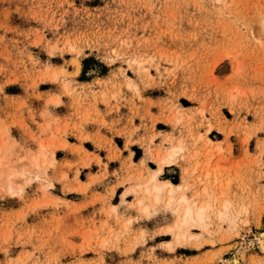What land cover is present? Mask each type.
<instances>
[{
    "label": "rangeland",
    "instance_id": "374dc122",
    "mask_svg": "<svg viewBox=\"0 0 264 264\" xmlns=\"http://www.w3.org/2000/svg\"><path fill=\"white\" fill-rule=\"evenodd\" d=\"M263 230L264 0H0V264H264Z\"/></svg>",
    "mask_w": 264,
    "mask_h": 264
},
{
    "label": "crops",
    "instance_id": "0c3cea01",
    "mask_svg": "<svg viewBox=\"0 0 264 264\" xmlns=\"http://www.w3.org/2000/svg\"><path fill=\"white\" fill-rule=\"evenodd\" d=\"M100 106V105H99ZM100 109L104 112L105 110H106V108L104 107V106H100ZM51 110L57 115V116H60V117H62V116H64V115H67L70 111L68 110V109H66V108H64V107H62V106H60V107H58V108H52L51 107ZM115 120L116 119V116H113V115H109V116H107V120L110 122V121H112V120ZM100 126H98V125H89L88 126V128L91 130V131H95L97 128H99ZM118 127V125H116V128ZM100 132L102 133V134H105L106 136H110V135H112V132L111 131H109L108 129H106V128H104V127H100ZM116 135V134H115ZM114 135V141H115V143L118 145V143L116 142V140L119 138L120 139V136H115ZM122 140H123V138H121ZM70 142H72V141H70ZM73 142H75V141H73ZM84 146L86 147V145H85V143H84ZM119 146V145H118ZM120 147V146H119ZM87 148V147H86ZM88 149V148H87ZM120 149L122 150V149H124V148H122V147H120ZM89 151L91 150V149H88ZM132 150H133V148H132ZM134 152V151H133ZM100 153V155L104 158L106 155H107V153L105 152V151H100L99 152ZM125 155H127V153H124ZM134 157H135V153L131 156V158H132V160H133V162L134 163H138V161H136L135 159H134ZM110 163V171L112 172V168L113 167H111L112 166V161L111 162H109ZM169 167H172V166H168V167H166L165 168V171L166 170H168L169 169ZM94 172H96V171H94ZM107 180V179H106ZM82 181H86V179H84V180H82ZM117 182V179L116 178H114V177H111V181H110V184H105V183H103V184H95V185H90L89 186V189L90 190H92L94 187H98L99 188V193H101V194H105L106 193V189H105V187L108 185V186H111V185H115L114 183H116ZM131 184H117V186H116V188H115V191H114V193H113V201H112V204H117V205H121V207H122V204H118V202L120 201V196H121V194L130 186ZM54 189L57 191L58 190V193H56V192H54V190H52L51 191V193L52 194H54V195H58V196H63V195H61V193H63V191H62V189H63V185L62 184H54ZM61 193H60V192ZM64 194V193H63ZM70 194H75L74 192H69V193H66V195H70ZM90 198H91V196L89 195V193L87 194V195H80V194H76V196L74 197V198H67L68 200H71V201H73L74 203H87V206H86V208L82 211V214L83 215H87V216H91L92 214H93V212H94V209L93 208H95V206L96 207H98V208H100L101 206H102V203H101V201L100 202H97L95 205L94 204H92V202H91V200H90ZM132 198H133V194L132 193H129V194H127L126 196H125V200L127 201V202H130L131 200H132ZM112 200V199H111ZM124 206V205H123ZM121 207H120V209H121Z\"/></svg>",
    "mask_w": 264,
    "mask_h": 264
},
{
    "label": "bare ground",
    "instance_id": "6f19581e",
    "mask_svg": "<svg viewBox=\"0 0 264 264\" xmlns=\"http://www.w3.org/2000/svg\"><path fill=\"white\" fill-rule=\"evenodd\" d=\"M181 149V147L179 146H175L173 147L171 150H169L166 154H164L163 156H161L160 158V167L156 170H154L152 173H151V176H150V179H149V182L146 184V188L145 191L146 194H148V196H153L154 199L156 201H158L160 199V194H161V191L164 189V188H168L169 189V192L170 193H173L175 192V189L176 188H179L180 186L179 185H176V187L171 184L170 182H163L161 183L159 180H158V176L160 173H162L163 171V165L164 164H167L168 162L170 163V161L173 159V157L179 152V150ZM44 152V151H43ZM168 163V164H169ZM13 175V172L8 174V178H11V176ZM145 178V177H144ZM165 190V189H164ZM167 192V191H166ZM163 193V192H162ZM176 193V192H175ZM174 193V194H175ZM145 194V195H146ZM167 194V193H166ZM173 194V195H174ZM169 195V194H168ZM163 196V195H162ZM162 199V197H161ZM163 200V199H162ZM181 200L182 201H185L187 202V198L185 195H183L181 197ZM160 202V201H159ZM179 203V202H178ZM181 203V202H180ZM183 203V202H182ZM190 203V202H189ZM216 204V203H215ZM144 205V204H143ZM226 205V204H225ZM228 205V204H227ZM182 206V205H181ZM214 206V205H213ZM184 207V206H183ZM183 207H180V208H183ZM209 208V205L208 204H205V203H202L200 205H197V206H193L191 204H186L183 211H182V214H181V218L179 220V224L180 225H188L190 223H193V222H203L206 218V211L207 209ZM212 208V207H211ZM180 210V209H179ZM222 210V209H221ZM209 211V210H208ZM218 214V213H217ZM226 212H221V215H225ZM179 216V215H178ZM176 221V220H175ZM205 225V224H204ZM191 226V225H190ZM182 227V226H181ZM174 228V227H173ZM182 231V229H181ZM184 232V231H183ZM186 233V231H185ZM186 235V234H185ZM188 235V234H187ZM261 237L264 238V230L263 232H261ZM186 238V237H185ZM234 264H239V261L237 259L234 260Z\"/></svg>",
    "mask_w": 264,
    "mask_h": 264
}]
</instances>
